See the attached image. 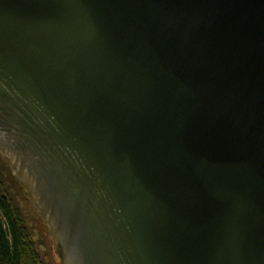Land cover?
I'll use <instances>...</instances> for the list:
<instances>
[{
	"label": "water",
	"instance_id": "water-1",
	"mask_svg": "<svg viewBox=\"0 0 264 264\" xmlns=\"http://www.w3.org/2000/svg\"><path fill=\"white\" fill-rule=\"evenodd\" d=\"M0 158L60 264H264V0H0Z\"/></svg>",
	"mask_w": 264,
	"mask_h": 264
},
{
	"label": "trees",
	"instance_id": "trees-1",
	"mask_svg": "<svg viewBox=\"0 0 264 264\" xmlns=\"http://www.w3.org/2000/svg\"><path fill=\"white\" fill-rule=\"evenodd\" d=\"M17 180L0 158V264H45L38 251L39 242L33 239L13 197L12 184L20 185Z\"/></svg>",
	"mask_w": 264,
	"mask_h": 264
},
{
	"label": "rangeland",
	"instance_id": "rangeland-1",
	"mask_svg": "<svg viewBox=\"0 0 264 264\" xmlns=\"http://www.w3.org/2000/svg\"><path fill=\"white\" fill-rule=\"evenodd\" d=\"M14 175V174H13ZM18 181V180H17ZM16 182L12 184V191L14 199L22 215L28 225L30 231L33 234V239L39 242L38 251L45 264H60L59 256L56 252L52 238L44 226L42 219L37 214L33 205L28 198L24 195V192L19 188ZM18 188V189H17Z\"/></svg>",
	"mask_w": 264,
	"mask_h": 264
}]
</instances>
